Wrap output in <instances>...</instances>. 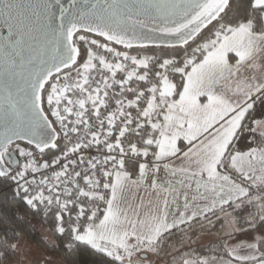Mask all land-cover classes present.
<instances>
[{
    "label": "crops",
    "instance_id": "crops-1",
    "mask_svg": "<svg viewBox=\"0 0 264 264\" xmlns=\"http://www.w3.org/2000/svg\"><path fill=\"white\" fill-rule=\"evenodd\" d=\"M253 3L264 6V0ZM162 87L167 113L155 152L165 161L167 176L145 185L125 172L117 173L101 218L88 224L79 237L95 248L112 250L157 242L169 230L248 196V190L232 181L219 165L249 102L264 89V31L257 34L243 24L222 36L185 73L176 99L170 98L171 81ZM261 155L264 159V147L235 151L228 165L253 185L260 184L264 167L244 165ZM256 195L248 203L256 202ZM256 231L259 238L245 245L254 248V255L242 259L223 256L222 264H245L259 256L263 258L256 264H264V252L258 249L264 229ZM188 261L199 263L200 259Z\"/></svg>",
    "mask_w": 264,
    "mask_h": 264
},
{
    "label": "built area",
    "instance_id": "built-area-1",
    "mask_svg": "<svg viewBox=\"0 0 264 264\" xmlns=\"http://www.w3.org/2000/svg\"><path fill=\"white\" fill-rule=\"evenodd\" d=\"M74 43L78 61L54 75L42 97L58 132L55 147L42 151L16 143L8 149L18 159L16 184L27 186L33 201L59 205L74 220L61 230L79 239L104 211L117 173L145 185L167 176L155 152L167 113L157 87L171 81L178 59L123 49L86 33ZM201 47L194 45L179 60Z\"/></svg>",
    "mask_w": 264,
    "mask_h": 264
},
{
    "label": "water",
    "instance_id": "water-1",
    "mask_svg": "<svg viewBox=\"0 0 264 264\" xmlns=\"http://www.w3.org/2000/svg\"><path fill=\"white\" fill-rule=\"evenodd\" d=\"M230 0H0V176L15 172L8 149L55 147L43 108L51 78L80 55L78 33L123 49L182 48L220 19Z\"/></svg>",
    "mask_w": 264,
    "mask_h": 264
},
{
    "label": "trees",
    "instance_id": "trees-1",
    "mask_svg": "<svg viewBox=\"0 0 264 264\" xmlns=\"http://www.w3.org/2000/svg\"><path fill=\"white\" fill-rule=\"evenodd\" d=\"M264 6H254L253 0H230L228 9L214 21L197 39L182 48H144L157 54L160 59H178L175 63L176 71L170 80L173 83L171 99H176L183 87L185 73L197 62L201 61L206 52L229 34L233 29L246 24L250 29L261 34L263 24ZM202 45L201 50L188 53V59L179 60L189 48ZM83 56V51H81ZM163 87L158 86L157 91L162 93ZM264 147V89L254 96L248 104L245 114L236 130L219 168L229 174L232 181L248 190V196L239 201L240 205L230 202L212 210L211 212L192 219L188 223L175 227L165 233V236L180 233L184 229L198 225L204 220L220 216L228 211L235 217V224L240 233H250L253 230L264 229V186L253 185L241 174L230 169L228 157L235 151H245L251 148ZM262 189L258 193L255 190ZM259 195L256 202H247L252 195ZM33 192L25 185H17L15 174L0 176V264L10 263L14 255L13 246L21 238L27 239L35 248L49 251L56 256L60 264H126L110 257L101 249L76 239L70 229L61 230L62 223H74L66 217L59 205L52 202H37L32 200ZM259 203V204H258ZM103 211L99 212L91 222L96 223L101 218ZM222 225V224H221ZM260 252H264V237L258 243ZM210 255L211 248L198 246L192 257L197 255ZM196 255V256H195ZM219 255L226 256L224 253ZM263 257L255 261H246L245 264H256Z\"/></svg>",
    "mask_w": 264,
    "mask_h": 264
},
{
    "label": "rangeland",
    "instance_id": "rangeland-1",
    "mask_svg": "<svg viewBox=\"0 0 264 264\" xmlns=\"http://www.w3.org/2000/svg\"><path fill=\"white\" fill-rule=\"evenodd\" d=\"M244 166H249L252 169L263 168V155L254 157ZM255 185L264 186V180ZM261 190V188H257L255 193ZM258 196L256 195V198ZM236 204L240 205L239 202ZM259 233L256 230L250 233H240L235 224V217L229 211H225L220 216L204 220V222L186 228L180 233L163 236L154 243H137L134 247L126 246L112 250L99 248L110 254V257L126 264H222L223 260L220 259H223V255H219L220 253L241 259L254 255L252 254L255 253L254 248L245 245L251 240L259 238ZM263 234H261L262 237ZM198 246H209L211 254L197 255V258L200 259L199 263L189 262V258L192 257ZM13 250L12 261L8 264H60L56 256L49 251L35 248L24 238L14 244Z\"/></svg>",
    "mask_w": 264,
    "mask_h": 264
}]
</instances>
